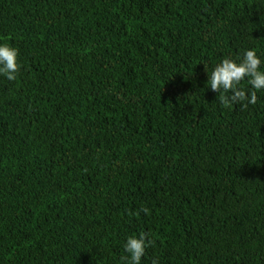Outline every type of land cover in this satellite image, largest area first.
<instances>
[{"label": "trees", "instance_id": "obj_1", "mask_svg": "<svg viewBox=\"0 0 264 264\" xmlns=\"http://www.w3.org/2000/svg\"><path fill=\"white\" fill-rule=\"evenodd\" d=\"M3 42L0 264H264V92L205 73L264 59V0H0Z\"/></svg>", "mask_w": 264, "mask_h": 264}, {"label": "clouds", "instance_id": "obj_2", "mask_svg": "<svg viewBox=\"0 0 264 264\" xmlns=\"http://www.w3.org/2000/svg\"><path fill=\"white\" fill-rule=\"evenodd\" d=\"M19 49L8 43H0V77L14 81L20 71ZM205 70V69H204ZM207 74V89L218 93L219 102L226 106L240 105L247 108L256 105L258 92H264V59L257 49L243 50L241 56L224 58ZM249 86L245 88L242 82ZM147 213V209H141ZM153 245L149 236L140 232L126 237L123 242V254L119 264H142L146 250ZM153 264H156L155 260Z\"/></svg>", "mask_w": 264, "mask_h": 264}]
</instances>
